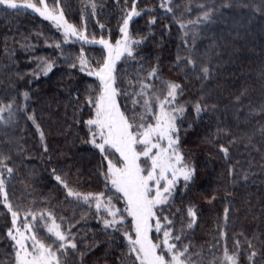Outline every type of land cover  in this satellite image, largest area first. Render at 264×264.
<instances>
[{"label": "trees", "instance_id": "16d2710c", "mask_svg": "<svg viewBox=\"0 0 264 264\" xmlns=\"http://www.w3.org/2000/svg\"><path fill=\"white\" fill-rule=\"evenodd\" d=\"M87 2L62 0L69 21L79 26L83 19L90 34L107 37L110 30L111 37L118 38L122 9L130 7L131 0L127 4L125 0H119V3L117 0H96L95 16L88 14L91 9L85 8ZM172 2L177 5L174 11L178 14L185 6L191 5V15L189 17L185 13V19H195L199 15L200 4L216 6L214 22L202 26L196 40L198 55L205 56L213 66L212 79L202 82L195 77L185 79L183 72L175 67L178 49L183 54L181 32L170 15H165L160 9L159 0H138V7L154 9L158 19V25L153 29L155 38H149L139 49L143 53L144 68L158 62L163 79L182 83L185 89L180 97L182 101L199 99L203 89L208 93L205 99L217 105L211 119L206 114L203 122L186 133L182 132L183 148L191 153L198 175L189 191L178 192L175 201V206L182 209L188 204L196 206L197 223L187 233L184 242L191 241L192 251L199 254L195 264H209L213 259L209 249L214 244L217 245L215 255H222L218 227L223 229L225 207L230 209L227 228L229 249L233 238L240 232L264 240V142L257 131L264 126V115L259 113V109L264 107V15L255 10L261 5V0ZM149 18L135 19L133 30H139L140 35L146 34ZM100 25H104L103 30ZM164 25H169L171 31L166 32ZM61 38L50 22L35 13L5 15L0 12V103H8L15 97L17 104H23L22 93L29 92V112H35L44 133L42 142L39 131L23 115L8 127L0 126V152L11 155L9 163L14 167L13 178L6 181L9 198L14 205L23 207H33V200L36 206H40L46 200L48 207L58 215L79 221L74 231L79 230L83 246L91 245L94 240L99 242L84 255L83 264H119L126 252L120 246L121 237H115L112 244L106 243L107 237L101 233L95 213L66 200L64 192L51 177V169L55 167L58 172L67 174L69 183L82 192H96L103 188L97 175L99 156L95 149L83 142L88 139L83 122L91 115L84 101L88 86L95 83V78L70 69L57 59L59 53L49 45ZM79 48V43H69L64 46L65 55L76 56ZM85 52L97 58L100 54L98 47H86ZM37 57L56 60V67L47 77L40 75L37 79L33 76ZM117 71L126 86L127 80L133 79L140 69L136 62L128 61L121 62ZM76 95L80 97L82 111H78L71 101V97ZM237 97H240L239 111ZM121 103L123 105L124 101ZM250 112L253 113L251 116ZM191 116L189 111L185 125L191 122ZM217 125L228 129L237 138L227 162L216 148L218 142H208ZM253 133L255 135L249 143L248 136ZM219 143L227 144L225 133L220 134ZM45 144L48 152H44ZM252 144L260 150H253ZM230 165L236 166L238 177L248 174L247 183L241 179L236 184L231 183ZM212 196L216 199L212 200ZM9 226L10 215L0 205V264H14L13 250L6 238ZM79 259L78 256H70V264H79ZM241 264H248L243 255ZM261 264H264V257Z\"/></svg>", "mask_w": 264, "mask_h": 264}, {"label": "snow or ice", "instance_id": "6c2138e0", "mask_svg": "<svg viewBox=\"0 0 264 264\" xmlns=\"http://www.w3.org/2000/svg\"><path fill=\"white\" fill-rule=\"evenodd\" d=\"M97 7L96 0H88L85 5L91 9L88 13L91 16L96 15ZM159 7L165 15H170L181 32L183 54L178 49L175 67L183 72L185 79L195 77L202 82L210 81L213 66L205 56L198 55L196 40L201 27L214 22L216 6L200 4L195 19L184 18L185 13L190 17L191 5L185 6L179 14L174 11L177 5L172 0H159ZM255 10L264 15V0ZM0 12L5 15L31 12L50 22L62 37L49 45L59 53L57 59L70 69L95 78V83L88 86L84 101L91 115L83 122L88 136L83 142L95 149L99 156L97 175L103 188L96 192H82L69 183L67 174L53 167L51 177L64 192L65 199L95 213L100 231L107 237L106 243L112 244L115 237H121L120 246L126 252L119 264H195L199 254L192 251L191 241H184L197 223L198 210L194 204L183 209L175 206L178 192H188L198 175L191 153L183 148L182 132L186 133L203 122L206 114L211 119L217 105L205 99L208 93L203 89L199 99L182 101L180 97L185 93L182 83L163 79L158 62L144 68L143 53L139 49L149 38H155L153 29L158 25L155 10L141 9L138 0H131L130 7L122 9L116 39L111 37L110 30L107 37L90 34L83 19L79 26L71 23L62 0H52L51 3L49 0H0ZM142 16L150 17L144 35L132 28L134 20ZM100 28L103 30L104 25ZM164 30L170 32V26L164 25ZM69 43L80 44L78 55H65L64 46ZM86 47H98L99 57L90 56L85 52ZM128 61L136 62L140 71L133 79L127 80L125 86L124 78L118 75L117 65ZM36 62L33 76L37 79L40 75L47 77L56 67L55 59L37 57ZM22 99L23 104H17L15 97L8 103H0V126L8 127L23 115L39 131L43 142L44 133L35 112H29V92L24 91ZM71 101L78 111H82L79 95L71 97ZM236 101L239 111L240 97ZM189 111L192 113L191 122L185 125ZM259 113L264 115V107ZM252 114L250 112L249 116ZM257 131L264 142V126ZM221 133L227 136V144L219 143ZM254 135L248 136L249 143ZM213 141L218 142L216 148L225 162L229 161L237 138L228 129L217 125L215 134L208 139L209 143ZM251 146L255 151L260 150L255 144ZM44 152H48L46 144ZM11 160L9 153L0 152V205L10 215L6 238L13 250L14 264H70V256H78L79 264H83L84 255L99 242L94 240L91 245L83 246L79 230L74 231L79 221L58 215L48 207L46 200L40 206H36L34 200L33 207L14 205L6 185L14 175ZM228 174L232 177V184L238 179L247 183L249 179L247 173L238 177L235 165L229 166ZM229 212L230 209L225 207L223 229L218 227L222 255H215L217 245L214 244L209 249L213 255L209 264H241L242 255L248 264H261L264 240L255 235L249 237L240 232L233 238L229 249Z\"/></svg>", "mask_w": 264, "mask_h": 264}, {"label": "rangeland", "instance_id": "374dc122", "mask_svg": "<svg viewBox=\"0 0 264 264\" xmlns=\"http://www.w3.org/2000/svg\"><path fill=\"white\" fill-rule=\"evenodd\" d=\"M37 15V14H36ZM119 65V64H118ZM118 65H117V67H118Z\"/></svg>", "mask_w": 264, "mask_h": 264}]
</instances>
